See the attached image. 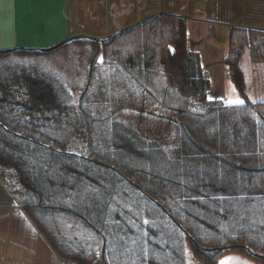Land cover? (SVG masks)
Here are the masks:
<instances>
[{
    "label": "trees",
    "instance_id": "trees-1",
    "mask_svg": "<svg viewBox=\"0 0 264 264\" xmlns=\"http://www.w3.org/2000/svg\"><path fill=\"white\" fill-rule=\"evenodd\" d=\"M209 100L187 19L0 50V183L64 264H264V30Z\"/></svg>",
    "mask_w": 264,
    "mask_h": 264
},
{
    "label": "crops",
    "instance_id": "crops-1",
    "mask_svg": "<svg viewBox=\"0 0 264 264\" xmlns=\"http://www.w3.org/2000/svg\"><path fill=\"white\" fill-rule=\"evenodd\" d=\"M159 14L187 19L188 48L202 26L205 44L214 34L227 42L231 25L264 30V0H0V50L49 48L80 36L105 39ZM214 43H208L203 54L199 47L193 50L201 62L203 55L214 59ZM195 44L200 43L195 40ZM226 54L223 49L222 61ZM215 61L211 65L217 66ZM206 73L212 88L211 72ZM217 73L225 83L223 67ZM0 264H64L15 207L1 183Z\"/></svg>",
    "mask_w": 264,
    "mask_h": 264
},
{
    "label": "rangeland",
    "instance_id": "rangeland-1",
    "mask_svg": "<svg viewBox=\"0 0 264 264\" xmlns=\"http://www.w3.org/2000/svg\"><path fill=\"white\" fill-rule=\"evenodd\" d=\"M204 27H200L199 30L196 32L195 35L193 36V43L189 45V50L193 51L197 47H199V52L203 54L204 50L206 49V45L208 43H212L213 41L215 42L214 44L216 45L215 48L216 50L213 52L215 54L214 59H207L204 55L202 56V67L203 69L210 73L212 76V88L210 89L208 93V99L209 100H221L223 101L226 105H241L243 103V99L239 95V93L235 90L233 85L225 78L227 81L223 83L222 81V74L217 73L218 69L220 67H223V73H224V64L222 61L223 57V49L225 51L227 50V42L224 40L222 42L221 36L218 34H214L212 37L211 41H208V43L205 44V41H203L202 36L204 35ZM211 38V37H210ZM195 40L200 43V44H195ZM202 41V42H201ZM215 61V65L213 64V61ZM220 62V64H218ZM210 66H214L212 69L209 68ZM211 70V71H210ZM224 264H252L246 259H234V258H226L223 260Z\"/></svg>",
    "mask_w": 264,
    "mask_h": 264
}]
</instances>
